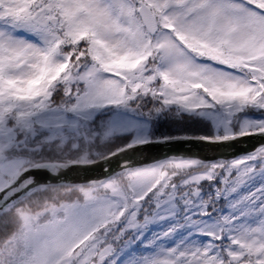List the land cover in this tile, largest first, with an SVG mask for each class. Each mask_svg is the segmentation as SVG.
Wrapping results in <instances>:
<instances>
[{
	"label": "snow or ice",
	"instance_id": "obj_1",
	"mask_svg": "<svg viewBox=\"0 0 264 264\" xmlns=\"http://www.w3.org/2000/svg\"><path fill=\"white\" fill-rule=\"evenodd\" d=\"M0 264H264V0H0Z\"/></svg>",
	"mask_w": 264,
	"mask_h": 264
},
{
	"label": "water",
	"instance_id": "obj_2",
	"mask_svg": "<svg viewBox=\"0 0 264 264\" xmlns=\"http://www.w3.org/2000/svg\"><path fill=\"white\" fill-rule=\"evenodd\" d=\"M185 147H186L185 145H177L176 150L177 151H183ZM151 151L153 154H159L162 150L161 149H152Z\"/></svg>",
	"mask_w": 264,
	"mask_h": 264
}]
</instances>
